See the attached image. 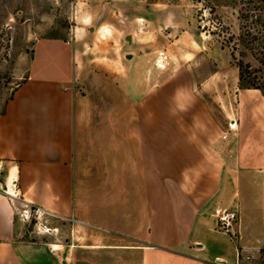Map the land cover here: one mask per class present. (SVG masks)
Wrapping results in <instances>:
<instances>
[{
	"label": "crops",
	"instance_id": "obj_1",
	"mask_svg": "<svg viewBox=\"0 0 264 264\" xmlns=\"http://www.w3.org/2000/svg\"><path fill=\"white\" fill-rule=\"evenodd\" d=\"M44 42L66 51L64 64L46 69L61 74L36 70L37 50ZM82 61L77 44L38 43L28 77L9 99L0 97V264H70L77 248L136 255L138 264H238L240 251L260 260L264 231L241 205L240 248L230 241L233 248L214 251L198 234L205 229L221 234L215 223L213 227L205 214H191L185 219L190 237L183 239L170 212L175 206L163 203V188L209 187L203 181H163L162 176L163 167L193 171L197 158L206 155L202 103L189 107L175 95L164 107L163 93L169 91L163 92L161 85L145 90L132 81L126 66L85 81ZM152 76H157L155 66ZM79 83L91 88L102 84L105 115L76 89ZM163 121L170 131L163 132ZM196 123L201 125L196 132L185 127L193 129ZM231 188L230 178H221L214 196L218 204ZM258 204L264 223V205ZM30 205L74 220L51 222L61 244L19 238L17 223L24 222L20 215ZM65 236L72 237L67 244L60 241Z\"/></svg>",
	"mask_w": 264,
	"mask_h": 264
},
{
	"label": "rangeland",
	"instance_id": "obj_2",
	"mask_svg": "<svg viewBox=\"0 0 264 264\" xmlns=\"http://www.w3.org/2000/svg\"><path fill=\"white\" fill-rule=\"evenodd\" d=\"M255 8L254 0H0V97L9 99L28 77L37 44L56 41L79 45L85 81L90 75L95 78L96 73L103 75L107 69L117 72L126 66L132 81L145 90L161 85L163 92L169 91L163 93L164 107L175 95L189 107L201 102L206 155L197 158L193 171L180 173L163 167L162 176L163 181H203L209 187L163 188V203L175 206L170 212L179 221L181 238L190 237L186 217L205 214L204 218L213 227L215 223L214 228L221 233L206 229L199 232L208 248H233L230 241L240 248V205L245 208L244 215L258 220L264 231L258 204L264 205V93L246 89L239 80L238 61L258 66L254 56L241 46L246 55L236 52L235 59L231 54L250 22L246 16L256 13ZM66 57L63 47L44 42L38 47L35 68L41 74H61L46 69L64 64ZM154 66L156 78L151 77ZM101 85L91 88L79 83L76 89L96 102L100 115H105L107 103ZM198 124L193 129L184 126L196 132L201 126ZM168 131L170 126L163 121V132ZM226 177L232 188L218 204L214 196L221 178ZM231 197L234 201L228 200ZM231 212L237 216L227 230L220 218ZM17 225L23 241L61 244L56 233H44L35 220ZM68 230L66 226V236ZM71 240L66 237L60 241L67 244ZM76 250L79 252L71 256L70 264L139 263L136 255L127 257L116 250ZM261 252L256 264H264V249Z\"/></svg>",
	"mask_w": 264,
	"mask_h": 264
},
{
	"label": "trees",
	"instance_id": "obj_3",
	"mask_svg": "<svg viewBox=\"0 0 264 264\" xmlns=\"http://www.w3.org/2000/svg\"><path fill=\"white\" fill-rule=\"evenodd\" d=\"M254 3L256 13L246 16L250 22L245 24V32L239 38L240 45L234 46L231 54L235 59L236 52L246 55L245 51L239 49L241 46L254 56L258 66H253L250 62L245 63L244 60L238 61L239 80L246 89L264 93V0H254Z\"/></svg>",
	"mask_w": 264,
	"mask_h": 264
},
{
	"label": "built area",
	"instance_id": "obj_4",
	"mask_svg": "<svg viewBox=\"0 0 264 264\" xmlns=\"http://www.w3.org/2000/svg\"><path fill=\"white\" fill-rule=\"evenodd\" d=\"M236 212L227 213L225 216L220 218V222L224 223L227 230L232 227V222L236 219ZM20 218L22 221L35 220L37 225L44 229V233L50 234L55 232L56 229H52L50 224L53 220H62L64 222H74L58 216L57 214L46 210L40 206L30 205L21 213ZM238 264H256L255 258L251 254H242L238 252Z\"/></svg>",
	"mask_w": 264,
	"mask_h": 264
},
{
	"label": "water",
	"instance_id": "obj_5",
	"mask_svg": "<svg viewBox=\"0 0 264 264\" xmlns=\"http://www.w3.org/2000/svg\"><path fill=\"white\" fill-rule=\"evenodd\" d=\"M128 40H131L130 37L128 38ZM130 57H131V55L128 56V58H130Z\"/></svg>",
	"mask_w": 264,
	"mask_h": 264
}]
</instances>
